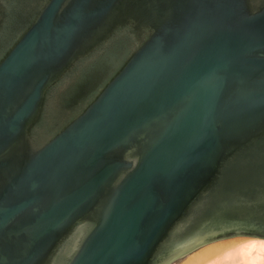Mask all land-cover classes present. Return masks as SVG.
<instances>
[{
  "label": "water",
  "instance_id": "obj_1",
  "mask_svg": "<svg viewBox=\"0 0 264 264\" xmlns=\"http://www.w3.org/2000/svg\"><path fill=\"white\" fill-rule=\"evenodd\" d=\"M264 239V0H0V264H175Z\"/></svg>",
  "mask_w": 264,
  "mask_h": 264
},
{
  "label": "bare ground",
  "instance_id": "obj_2",
  "mask_svg": "<svg viewBox=\"0 0 264 264\" xmlns=\"http://www.w3.org/2000/svg\"><path fill=\"white\" fill-rule=\"evenodd\" d=\"M182 264H264V239L246 238L210 246Z\"/></svg>",
  "mask_w": 264,
  "mask_h": 264
},
{
  "label": "rangeland",
  "instance_id": "obj_3",
  "mask_svg": "<svg viewBox=\"0 0 264 264\" xmlns=\"http://www.w3.org/2000/svg\"><path fill=\"white\" fill-rule=\"evenodd\" d=\"M242 239H246V238H237V239H230V240H225V241H220V242H217V243H214V244H211V245H208V246H205L199 250H197L196 252L188 255L187 257H185L184 259L180 260L179 262L175 263V264H182L183 262H185V260H187L189 257H191L192 255L196 254L197 252L203 250L204 248H207V247H210V246H215L217 244H221V243H224V242H230V241H233V240H242Z\"/></svg>",
  "mask_w": 264,
  "mask_h": 264
}]
</instances>
